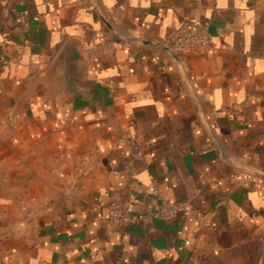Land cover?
<instances>
[{"label": "crops", "instance_id": "crops-1", "mask_svg": "<svg viewBox=\"0 0 264 264\" xmlns=\"http://www.w3.org/2000/svg\"><path fill=\"white\" fill-rule=\"evenodd\" d=\"M0 264H264V0H0Z\"/></svg>", "mask_w": 264, "mask_h": 264}, {"label": "built area", "instance_id": "built-area-1", "mask_svg": "<svg viewBox=\"0 0 264 264\" xmlns=\"http://www.w3.org/2000/svg\"><path fill=\"white\" fill-rule=\"evenodd\" d=\"M215 47V36L209 28L208 22L194 20L184 17L179 29L170 37L168 45L165 46L175 60L191 49L211 50ZM91 158H85L74 168V172L80 176L88 175L90 171L89 162ZM145 192L153 197V205L149 213L159 219H171L179 213L189 210L186 203H178L165 199L158 185L151 183ZM110 216L108 223L117 225L127 219L131 213L128 205L111 204L109 206Z\"/></svg>", "mask_w": 264, "mask_h": 264}]
</instances>
